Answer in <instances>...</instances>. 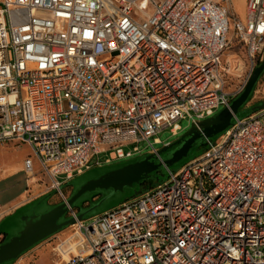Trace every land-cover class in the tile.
Wrapping results in <instances>:
<instances>
[{
  "label": "built area",
  "instance_id": "2783aa9c",
  "mask_svg": "<svg viewBox=\"0 0 264 264\" xmlns=\"http://www.w3.org/2000/svg\"><path fill=\"white\" fill-rule=\"evenodd\" d=\"M233 43L249 77L264 58V0H246L243 19L231 0H0V144L28 146L26 176L35 161L60 194L227 107L248 80L228 91L243 70L225 57ZM70 228L55 264H264V109Z\"/></svg>",
  "mask_w": 264,
  "mask_h": 264
},
{
  "label": "water",
  "instance_id": "95a60500",
  "mask_svg": "<svg viewBox=\"0 0 264 264\" xmlns=\"http://www.w3.org/2000/svg\"><path fill=\"white\" fill-rule=\"evenodd\" d=\"M263 72L264 58L254 68L239 96L214 116L195 125L191 124L190 128L174 143L86 181L66 200L41 215L23 216L21 231L7 242L0 243V264L16 261L35 245L74 225L76 221L87 219L86 216L96 210L108 196L107 194L96 203L89 204L84 211L73 216L71 214L73 207L87 195L97 191L110 192L109 194L122 193L125 189L134 188L141 182L150 179L153 180L154 184H157L159 180L153 176L154 173L161 168L168 169L178 163L187 157L189 150L196 143L200 142L201 145H204L209 139L223 134L232 125L234 118H237L239 109L248 102ZM248 109L249 114L254 113L264 109V103ZM168 150L172 151L162 160V154ZM63 218L65 219L62 220Z\"/></svg>",
  "mask_w": 264,
  "mask_h": 264
},
{
  "label": "rangeland",
  "instance_id": "374dc122",
  "mask_svg": "<svg viewBox=\"0 0 264 264\" xmlns=\"http://www.w3.org/2000/svg\"><path fill=\"white\" fill-rule=\"evenodd\" d=\"M225 57L229 60V64L231 66V69H234L236 67L237 63H240L242 66V74L239 78H232V82L230 87L228 88V91H232V89L240 83H243L246 78L248 77V63L245 57V52L242 49V47L237 44L233 43L232 47L225 53ZM257 66V65H256ZM255 66V67H256ZM254 67V68H255ZM253 68V70H254ZM233 74H238L240 72H235L234 70H231ZM253 72V71H252ZM251 72V74H252ZM250 74V76H251ZM248 77V80L250 78ZM247 80V81H248ZM247 83V82H246ZM261 103H264V72L259 78L258 82L256 83L254 87V91L252 93V96L250 100L245 104V106L241 107L239 109V112L237 114V118H243L249 114V107L260 105ZM219 109L215 114H217ZM179 125L181 127V131L178 132L177 135L171 136L168 129L163 131L161 134L158 135V137L161 140L160 144L154 145L153 149L154 151H159L163 149V147L174 143L176 140H178L191 126V123H188L187 120H183L179 122ZM221 135H217L208 141L211 143H215L220 139ZM140 153L134 156L131 159L127 160H121L116 161L108 165H102L101 167H94L90 170L80 174L78 177H75L72 182L69 181V183H65L60 188V194L57 191H54L49 188V180L47 177L41 173H39V167L37 163L34 161V168L37 172L34 179H29L30 185L36 186L38 191L36 193L29 192L28 199H40L41 197L45 195H49L48 198L42 199V200H35L29 205H27L22 210L18 211L17 213L13 214L12 216L7 217L0 225V232L2 233V238L0 236V242L5 243L12 237L16 236L19 231H21L23 227L22 218L25 215H41L49 210H51L55 205H58L62 203L64 200H66L71 193L75 192L82 184H84L86 181L96 178L103 173L119 168L123 165H126L128 163L134 162L144 155H147L151 152V149L147 147L146 144L141 143L138 145ZM133 146H129L124 148V150H131ZM206 146L201 145L200 142L196 143L188 152L187 157L179 161L178 163L170 166L168 169L161 168L160 169V175H159V182H162L167 176L168 172H176L178 171L186 162L189 160L201 155L205 151ZM170 150H168L166 153H163L161 156V159L164 160L166 156L169 154ZM168 153V154H167ZM31 155V150L28 146L22 145V144H15L12 142L9 143H3L0 144V176L3 175L5 172L12 171L18 167L21 166L23 160ZM99 159L102 161L104 159V156L101 155ZM96 158L92 160L94 162ZM24 178V174L21 173V175L17 178L18 180H22ZM60 178V177H59ZM158 182V183H159ZM156 184L152 183V188H154ZM31 188V186H30ZM138 189H125L122 193H115V194H108L105 201L92 213L88 214L87 216L96 215L99 213H102L106 210H109L111 208H114L118 206L119 204L123 203L126 200L134 198L139 193H136ZM141 191H144V189H141ZM88 204H84V206H87ZM74 214H76V211H74ZM86 216V217H87ZM72 228L67 227L63 229L62 231L58 232L54 236L44 240L41 242L43 246H51L53 247L56 244V239L62 237L63 235L69 233ZM44 253L45 256V262L44 264H51L52 262V252L46 249ZM11 262L5 263L10 264Z\"/></svg>",
  "mask_w": 264,
  "mask_h": 264
},
{
  "label": "crops",
  "instance_id": "0c3cea01",
  "mask_svg": "<svg viewBox=\"0 0 264 264\" xmlns=\"http://www.w3.org/2000/svg\"><path fill=\"white\" fill-rule=\"evenodd\" d=\"M231 5L233 11L243 19L245 15L246 0H231ZM21 173L24 174V178L22 180H18L17 178L21 175ZM78 176L79 175L75 177ZM74 178L70 182L75 180ZM37 191L38 189L36 186L30 185V181L24 172L23 162L20 167L7 173L5 172L3 175H1L0 225L7 217L12 216L33 201L38 200L37 198L28 199L29 192H31L33 196V193H36ZM0 236L2 238V233L0 234ZM47 248L50 252H52L51 246H43L41 243H39L26 251L20 258H18L16 261L11 262L10 264H44L45 256L43 252H45ZM52 258L53 259L51 261V264H55L54 256H52Z\"/></svg>",
  "mask_w": 264,
  "mask_h": 264
},
{
  "label": "trees",
  "instance_id": "16d2710c",
  "mask_svg": "<svg viewBox=\"0 0 264 264\" xmlns=\"http://www.w3.org/2000/svg\"><path fill=\"white\" fill-rule=\"evenodd\" d=\"M252 96V94H251ZM251 96L249 97L248 101L250 100ZM204 146H206V144H204ZM206 149V148H205ZM152 183H153V180L150 179V180H146V181H143L141 182L139 185L135 186L133 189H138L136 191V193H143L149 189L152 188ZM141 189H144V191H141ZM110 192H104V191H97L95 193H91L89 195H87L86 197H84L83 199H81L77 204H75V206L73 207V210L76 211V214L78 213H81L82 211H84L87 206L89 204H94L96 203L97 201H99L102 197L106 196L107 194H109ZM138 194V195H139ZM49 195H45L43 197H41L40 199L38 200H42V199H46L48 198ZM137 196V195H136ZM88 204L87 206H84V204ZM91 215L87 216L86 218L90 217ZM1 234V233H0Z\"/></svg>",
  "mask_w": 264,
  "mask_h": 264
},
{
  "label": "flooded vegetation",
  "instance_id": "af4514ba",
  "mask_svg": "<svg viewBox=\"0 0 264 264\" xmlns=\"http://www.w3.org/2000/svg\"><path fill=\"white\" fill-rule=\"evenodd\" d=\"M172 150H173V149H172ZM172 150H171V151H172ZM171 151H170V152H171ZM170 152H169V153H170ZM167 154H168V153H167ZM168 155H169V154H168ZM168 155H167V156H168ZM159 175H160V170H159L158 172H156V173L153 174V176H154V177H157L158 179H159ZM35 215H36V214H35ZM64 219H65V218H63L62 220H64ZM0 243H1V242H0Z\"/></svg>",
  "mask_w": 264,
  "mask_h": 264
}]
</instances>
